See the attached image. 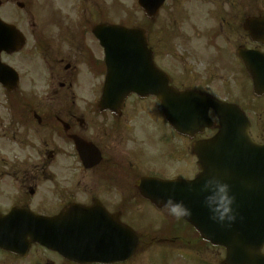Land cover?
Instances as JSON below:
<instances>
[{
	"label": "flooded vegetation",
	"instance_id": "af4514ba",
	"mask_svg": "<svg viewBox=\"0 0 264 264\" xmlns=\"http://www.w3.org/2000/svg\"><path fill=\"white\" fill-rule=\"evenodd\" d=\"M187 3L230 7L220 16L229 32L192 31L183 40L189 44L208 37V47L217 52L223 47V68L239 71L244 78L239 81L248 84L238 51L260 47L251 43L243 25L250 16L264 15V6L249 4L253 13H248L235 0ZM106 6V0H0V264H135L142 247L157 243L141 230L155 221L143 216L145 206L149 212L154 208L143 200L138 182L181 178L170 172L173 159H187L193 140L216 132L213 127L190 140L157 113L150 117L152 129L160 130V149L154 151L156 138L142 131L150 125L142 104L150 101L151 113L158 107L154 98L131 95L120 112L97 109L106 66L93 27L108 23ZM217 39L222 47L215 46ZM163 41L159 34L149 36L148 48L171 86L217 98L221 87L237 85L209 76L210 64L200 73L181 69L175 78L176 59ZM209 116L217 123L210 111ZM164 134L181 141L176 153ZM197 173L196 168L187 179ZM169 226L172 237L163 243H190L185 225ZM129 230L138 238L136 251L127 261H115V247L125 255L132 244Z\"/></svg>",
	"mask_w": 264,
	"mask_h": 264
},
{
	"label": "water",
	"instance_id": "95a60500",
	"mask_svg": "<svg viewBox=\"0 0 264 264\" xmlns=\"http://www.w3.org/2000/svg\"><path fill=\"white\" fill-rule=\"evenodd\" d=\"M163 1L138 0V5L152 19ZM245 30L252 42L264 45V17L248 19ZM94 34L104 48L107 67L100 108H113V98L119 106L130 94L153 96L170 126L189 138L210 125L209 108L218 119L217 134L192 146L200 170L194 180H145L143 196L157 208H162V201L169 196L183 201L192 211L191 218L185 221L203 239L225 248L222 264H264V255L260 253L264 244V145H254L248 139L244 114L234 105L169 87L168 78L151 60L144 30L109 25L96 27ZM239 56L251 77L254 94L263 95L264 54L241 51ZM210 176L230 184L236 197L237 219L230 229L213 223L203 207L200 186Z\"/></svg>",
	"mask_w": 264,
	"mask_h": 264
},
{
	"label": "rangeland",
	"instance_id": "374dc122",
	"mask_svg": "<svg viewBox=\"0 0 264 264\" xmlns=\"http://www.w3.org/2000/svg\"><path fill=\"white\" fill-rule=\"evenodd\" d=\"M256 1V2H255ZM235 4L237 6L246 5L247 12L253 13L252 8L249 7V4L253 6H264V0H235ZM107 5V18L110 23L121 24L126 27L130 26H141L144 29H148L151 35L159 34L164 38L163 44L167 47L166 51H168L169 56H173L176 61L174 62L173 75L175 78L177 76H181V69H189L191 72L200 73L203 68H206L207 64L209 66V76L215 77L216 79H228L237 81V85L235 86H227L221 87L219 85L214 89L225 90L220 91L216 95H221L222 97H228L232 100H237L241 105L240 107L245 109L248 114L251 126L249 129V133L251 137L256 142H264V98L263 99H255L251 94L250 84H244L243 75L238 71L237 74H230L228 70L223 68V56L224 49L221 44V40H216V45H221L222 49L220 52L214 51V47H208L209 39L201 40H189V44H187L183 40V34L192 31H200V32H209L216 31L218 32L221 28L222 32L226 34L229 32L228 25L221 23V13L224 15L230 11V7L228 5L224 7L217 6H196L187 3V0H179L178 3L174 6L170 2H166L165 6L162 8L158 19L154 22V24L150 25L147 22V19L144 17L143 13L137 7L136 0H106ZM264 11V7L260 8ZM187 17H189V21H187ZM190 23V24H189ZM194 27L193 30L191 27ZM235 37L231 39V43L234 42ZM170 50V51H169ZM264 53V49L261 50ZM204 58L201 61L198 58ZM183 61V62H181ZM215 84V83H214ZM241 92L244 95L245 99H237ZM151 102H146L142 104V117L148 122L150 125H145L142 127V131L150 135L152 139V149L154 151H158L160 149V143L158 141V137L160 136V130L152 129V122L150 117H154L158 109L155 108L151 111L149 109L152 107ZM238 105V106H239ZM243 109V110H244ZM142 122V120H141ZM161 129L166 131L164 125L161 124ZM166 135V134H164ZM166 138L169 140L172 139V146L174 148L175 153L180 149V145L182 144L179 139H175V137L170 136V134L166 135ZM179 168V170H176ZM170 172H180L176 174V176L183 178H190L194 174V162L192 158L188 157L187 159H173V167ZM145 206L142 211L144 218L150 217L155 223L147 222L146 225L142 224L143 227L142 232L145 234L144 230L151 237L158 238H171L168 233L171 231L170 223H179L185 225L181 221H177L172 217H169L165 213L161 215H155L154 212H145ZM157 213V212H156ZM157 218V219H156ZM167 224V225H166ZM187 227V226H186ZM166 234L168 236H166ZM179 236H183L181 232H178ZM189 236V244H181V241L176 244L159 246L150 245L149 247H143L141 252L138 253L135 261V264H218L219 259H221L222 255L218 250H213L210 247H206L203 243L199 242L194 232L189 228V232L187 233ZM187 240L185 237L182 238ZM188 241V240H187Z\"/></svg>",
	"mask_w": 264,
	"mask_h": 264
},
{
	"label": "clouds",
	"instance_id": "9594fccd",
	"mask_svg": "<svg viewBox=\"0 0 264 264\" xmlns=\"http://www.w3.org/2000/svg\"><path fill=\"white\" fill-rule=\"evenodd\" d=\"M203 193V207L209 213V219L221 228L230 229L237 219L236 197L231 185L216 176H210L200 186ZM162 210L177 221L190 219L192 211L183 201L169 196L162 201Z\"/></svg>",
	"mask_w": 264,
	"mask_h": 264
}]
</instances>
